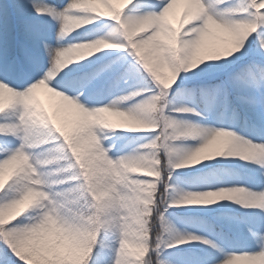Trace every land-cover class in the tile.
<instances>
[{
	"label": "snow or ice",
	"instance_id": "1",
	"mask_svg": "<svg viewBox=\"0 0 264 264\" xmlns=\"http://www.w3.org/2000/svg\"><path fill=\"white\" fill-rule=\"evenodd\" d=\"M176 2H0V264H264V0Z\"/></svg>",
	"mask_w": 264,
	"mask_h": 264
},
{
	"label": "rangeland",
	"instance_id": "2",
	"mask_svg": "<svg viewBox=\"0 0 264 264\" xmlns=\"http://www.w3.org/2000/svg\"><path fill=\"white\" fill-rule=\"evenodd\" d=\"M181 5L185 7V4L183 3V0H177ZM176 4V3H175ZM175 4L173 5L172 9L169 10L168 13V22L173 27H179V15L176 10ZM36 98L40 101V103L43 105V107L49 112V114H55L58 121H62L65 117V112L69 109L66 108L64 105V102L60 101L58 97L51 96L50 93L47 92L46 89L40 88L36 90ZM71 111H74V109H71ZM107 119L115 124L122 123V118L114 116L112 114H106ZM7 175V170H6ZM238 264H242V262H238Z\"/></svg>",
	"mask_w": 264,
	"mask_h": 264
},
{
	"label": "trees",
	"instance_id": "3",
	"mask_svg": "<svg viewBox=\"0 0 264 264\" xmlns=\"http://www.w3.org/2000/svg\"><path fill=\"white\" fill-rule=\"evenodd\" d=\"M0 2H2V0H0ZM175 6H176L177 13L179 15V22L181 24V20L184 16L185 7L181 5L179 1L176 2Z\"/></svg>",
	"mask_w": 264,
	"mask_h": 264
}]
</instances>
